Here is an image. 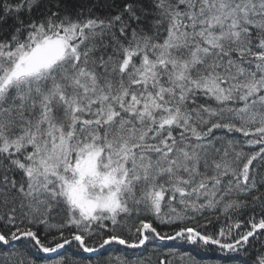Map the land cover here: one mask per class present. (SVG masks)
I'll use <instances>...</instances> for the list:
<instances>
[{
	"label": "snow or ice",
	"instance_id": "snow-or-ice-1",
	"mask_svg": "<svg viewBox=\"0 0 264 264\" xmlns=\"http://www.w3.org/2000/svg\"><path fill=\"white\" fill-rule=\"evenodd\" d=\"M0 264H264V0H0Z\"/></svg>",
	"mask_w": 264,
	"mask_h": 264
}]
</instances>
